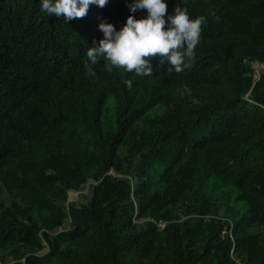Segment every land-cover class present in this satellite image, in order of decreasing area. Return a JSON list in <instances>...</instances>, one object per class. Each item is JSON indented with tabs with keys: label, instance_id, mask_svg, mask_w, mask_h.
<instances>
[{
	"label": "trees",
	"instance_id": "trees-1",
	"mask_svg": "<svg viewBox=\"0 0 264 264\" xmlns=\"http://www.w3.org/2000/svg\"><path fill=\"white\" fill-rule=\"evenodd\" d=\"M135 2L92 4L66 20L42 0H0V186L13 197L0 205V245L46 243L45 256L13 264H264V74L255 80L248 66L264 63V0H164L167 16L178 7L206 20L181 73L159 57L151 76L102 57L92 65L86 53L104 38L101 23L119 31L129 16L147 17L130 11ZM108 99L119 113L96 185L87 205L65 211L67 193L87 181L74 142L79 131L102 139ZM136 157L135 184L111 175L128 176ZM199 161L237 190L240 219L205 218ZM179 204L186 219L173 221Z\"/></svg>",
	"mask_w": 264,
	"mask_h": 264
},
{
	"label": "clouds",
	"instance_id": "clouds-1",
	"mask_svg": "<svg viewBox=\"0 0 264 264\" xmlns=\"http://www.w3.org/2000/svg\"><path fill=\"white\" fill-rule=\"evenodd\" d=\"M107 3L108 0H42V10L49 16H63L66 20L82 19L90 5L103 8ZM167 8L164 0H136L130 11L146 10V18L129 16L119 31L111 24L101 23L104 38L97 46L88 48L86 55L90 63L95 65L102 57L115 68L151 76L152 61L159 57V65L167 62L176 73H181L186 61L195 57L206 20L203 16L190 19L188 12L178 7L174 15L167 16ZM126 85L130 89L132 81L127 80Z\"/></svg>",
	"mask_w": 264,
	"mask_h": 264
},
{
	"label": "rangeland",
	"instance_id": "rangeland-1",
	"mask_svg": "<svg viewBox=\"0 0 264 264\" xmlns=\"http://www.w3.org/2000/svg\"><path fill=\"white\" fill-rule=\"evenodd\" d=\"M248 66L252 70V75L255 80H257L261 75L264 74V63L259 62H249ZM163 109L161 107L153 110L150 115H159ZM119 113V106L113 99H108L104 105V109L101 116L103 137L101 140L95 139L92 135L79 131L78 137L74 142V150L78 156L81 157L82 162L86 163V177L87 181L84 185L76 190H71L67 193L66 202L64 203L65 211L68 207H80L82 205H87L91 198V194L96 181L94 179L95 175L101 171L100 159L104 151V144L106 139H108L116 131V119ZM121 156H125L124 150L120 152ZM94 161H90V160ZM139 164V158L136 157L131 165H125L123 171L127 174H119L115 171L111 172V175L117 179L128 178L132 184H135L137 180L136 168ZM196 185L203 192L204 197L208 203L209 209L205 215L206 219L218 218L230 223L241 218L243 214L246 213L247 207L238 200L237 190L219 177L211 175L204 164L199 161V175L196 178ZM13 197L7 194L0 186V205L3 207H9L12 203ZM19 201V199H18ZM184 205H177L170 207V219L175 221H183L186 219ZM150 220L149 218H142L136 221L137 228L140 227L142 222ZM37 215H33V223H36ZM160 224H165V221H159ZM69 226V220L66 219L62 226L49 231L51 237L56 234L66 231ZM251 229L250 232H254ZM41 248L34 249L33 246H24L20 243L0 245V264H13L17 261H22L21 257L29 254L36 256H45L48 253V247L46 243L41 239Z\"/></svg>",
	"mask_w": 264,
	"mask_h": 264
},
{
	"label": "built area",
	"instance_id": "built-area-1",
	"mask_svg": "<svg viewBox=\"0 0 264 264\" xmlns=\"http://www.w3.org/2000/svg\"><path fill=\"white\" fill-rule=\"evenodd\" d=\"M164 226H165V224H158V228L160 229V230H162L163 228H164ZM23 261V260H22ZM21 261V262H22Z\"/></svg>",
	"mask_w": 264,
	"mask_h": 264
}]
</instances>
